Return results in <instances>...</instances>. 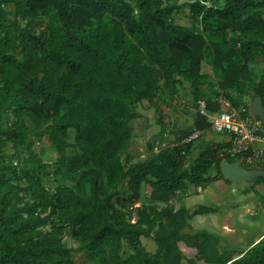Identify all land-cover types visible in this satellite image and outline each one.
<instances>
[{
    "label": "trees",
    "instance_id": "trees-1",
    "mask_svg": "<svg viewBox=\"0 0 264 264\" xmlns=\"http://www.w3.org/2000/svg\"><path fill=\"white\" fill-rule=\"evenodd\" d=\"M188 1L0 0V264H80L76 254L89 264H182V242L197 250L187 264L233 261L218 235L183 233L218 206L172 205L190 186L223 180V161L242 159L227 154L229 139L185 142L211 129L206 116L175 124L177 145L123 159L137 102L174 108L189 83L195 105L205 100L211 113L220 98L264 104V72L253 66L264 58V0ZM184 5L191 26L174 21ZM158 123L163 137L167 124ZM44 137L54 165L35 150ZM144 196L149 204L136 207ZM237 258L264 264V237Z\"/></svg>",
    "mask_w": 264,
    "mask_h": 264
},
{
    "label": "rangeland",
    "instance_id": "rangeland-1",
    "mask_svg": "<svg viewBox=\"0 0 264 264\" xmlns=\"http://www.w3.org/2000/svg\"><path fill=\"white\" fill-rule=\"evenodd\" d=\"M187 2L189 1L178 0L179 5ZM174 21L179 25L191 26L190 7L184 5L182 9L178 10L174 15ZM253 66L260 76L264 72V58ZM202 73L209 75L211 80L214 79L212 66L209 63L203 62ZM185 86L181 90V97L173 103L174 108L164 104L159 107L150 106L147 101L136 103L135 110L140 114V117L132 122L133 141L123 154L124 161L130 156L133 162H137L146 159L152 153L159 152L165 146L177 145V136L171 132L173 126L177 124L178 129L182 130L192 125L197 111L195 101L189 91L190 84L186 83ZM204 86L208 87L207 84H204ZM249 100L252 101V97H249ZM182 101H185V106H183ZM248 106H250V103H248ZM160 120L167 124V131L163 137H161L162 125L158 123ZM221 135L209 129L203 133L201 141L207 143L218 142L217 136ZM71 142H73V139H71ZM35 150L45 162L52 165L55 164L57 154L47 137H44L41 141H36ZM199 150L200 147L194 152L190 160L196 157ZM243 166L246 167V164H243ZM222 181L228 188L225 194L214 188L217 183H212L208 188L196 189L194 186H190L189 191L185 195L179 194L173 199L172 205L176 209L186 207L190 212H193L201 205L218 206L219 210L215 214L199 215L192 218L189 221L191 228L183 231V233L186 235L197 233L218 235L220 253L226 254L227 257H232L233 261H235L238 259V254L245 253L264 237V202L262 200L264 184H261L262 186H253L254 183H234L225 179ZM146 192H150V188L147 186L143 189V195ZM212 193L217 195L218 198ZM148 202L144 196L136 204V207ZM143 243L149 252L153 253L157 250V244L152 239L144 238ZM72 245L76 246L75 243H72ZM180 247L186 258L182 264H187V260L196 257V248L187 246L183 242ZM125 250L127 251V248ZM75 259L80 264H89L85 254H76ZM232 262L229 264H233Z\"/></svg>",
    "mask_w": 264,
    "mask_h": 264
},
{
    "label": "built area",
    "instance_id": "built-area-1",
    "mask_svg": "<svg viewBox=\"0 0 264 264\" xmlns=\"http://www.w3.org/2000/svg\"><path fill=\"white\" fill-rule=\"evenodd\" d=\"M219 102L222 109L217 113L209 111L205 100H198L196 106L198 112L210 120L211 129L215 133L229 137L231 147L227 154L232 157L242 156L239 160L242 166L264 164V125L252 115L251 105L236 108L225 98H220ZM182 104L185 106V101H182ZM202 135V131L195 130L185 142L196 140Z\"/></svg>",
    "mask_w": 264,
    "mask_h": 264
},
{
    "label": "water",
    "instance_id": "water-1",
    "mask_svg": "<svg viewBox=\"0 0 264 264\" xmlns=\"http://www.w3.org/2000/svg\"><path fill=\"white\" fill-rule=\"evenodd\" d=\"M251 113L264 125V104L260 96L254 97L251 103ZM221 173L225 180L234 183H253L256 179L264 178V169L245 168L238 160L233 163L223 161Z\"/></svg>",
    "mask_w": 264,
    "mask_h": 264
},
{
    "label": "crops",
    "instance_id": "crops-1",
    "mask_svg": "<svg viewBox=\"0 0 264 264\" xmlns=\"http://www.w3.org/2000/svg\"><path fill=\"white\" fill-rule=\"evenodd\" d=\"M217 139L219 140V141H221V140H223V139H229V137L227 136V135H221V136H217ZM254 168V167H253ZM255 168L256 169H260V167H259V165H257V166H255ZM223 181L220 179V180H217L216 182H214V183H217V184H215L216 185V187H214V188H217V189H219V191H221V193H223V194H225L226 193V190H228V188L226 187V185L225 184H223L222 183ZM254 183V182H253ZM257 186V185H256ZM259 186H262L261 184L259 185ZM208 188V187H207ZM213 188V189H214ZM226 188V189H225ZM212 189V190H213ZM205 190H208V189H205ZM213 194V193H212ZM213 195H215V194H213ZM215 197L216 198H218L217 197V195H215ZM222 197V196H221ZM244 253V252H243ZM240 254H238L237 255V257L239 256Z\"/></svg>",
    "mask_w": 264,
    "mask_h": 264
}]
</instances>
